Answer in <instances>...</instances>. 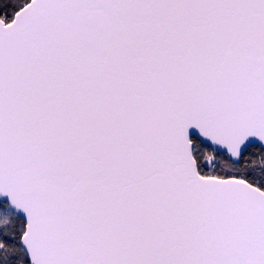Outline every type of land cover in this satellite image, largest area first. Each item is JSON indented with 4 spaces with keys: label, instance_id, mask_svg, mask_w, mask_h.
<instances>
[{
    "label": "snow or ice",
    "instance_id": "snow-or-ice-1",
    "mask_svg": "<svg viewBox=\"0 0 264 264\" xmlns=\"http://www.w3.org/2000/svg\"><path fill=\"white\" fill-rule=\"evenodd\" d=\"M0 264H264V0H0Z\"/></svg>",
    "mask_w": 264,
    "mask_h": 264
}]
</instances>
